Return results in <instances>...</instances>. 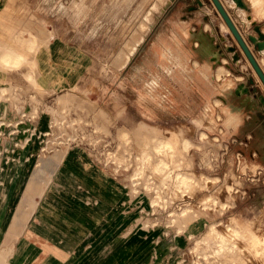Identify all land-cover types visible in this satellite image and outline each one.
I'll list each match as a JSON object with an SVG mask.
<instances>
[{
	"label": "rangeland",
	"instance_id": "374dc122",
	"mask_svg": "<svg viewBox=\"0 0 264 264\" xmlns=\"http://www.w3.org/2000/svg\"><path fill=\"white\" fill-rule=\"evenodd\" d=\"M202 1L0 0V45L25 57L0 50V210L29 208L67 264H264V133L251 129L264 82L214 0ZM220 1L264 71L251 40L264 5L247 20ZM172 134L181 151L162 170L153 145Z\"/></svg>",
	"mask_w": 264,
	"mask_h": 264
},
{
	"label": "crops",
	"instance_id": "0c3cea01",
	"mask_svg": "<svg viewBox=\"0 0 264 264\" xmlns=\"http://www.w3.org/2000/svg\"><path fill=\"white\" fill-rule=\"evenodd\" d=\"M263 116L264 114L253 121L255 124L252 123L253 127L251 128L254 129L257 126L254 132L259 139L264 133ZM25 159L29 160L28 157ZM27 173H30V178L26 188L23 189L28 193L25 205L32 207L34 195H31L30 192L35 186V168L33 167ZM41 176L45 180V184L49 173L44 171ZM3 206L0 201V208ZM26 212L22 216L16 214L6 216L0 210V264H67L68 251L52 242L53 238L50 235L36 233L30 225L31 215H25Z\"/></svg>",
	"mask_w": 264,
	"mask_h": 264
},
{
	"label": "bare ground",
	"instance_id": "6f19581e",
	"mask_svg": "<svg viewBox=\"0 0 264 264\" xmlns=\"http://www.w3.org/2000/svg\"><path fill=\"white\" fill-rule=\"evenodd\" d=\"M164 2V1H163ZM228 3L230 4V6H235L236 4H238L239 6H240V8L243 10V13H245V17L247 18V20L248 19H250V18H248V16H249V14H248V8H250V7H258V9L259 8H261L263 5H264V1L263 0H242V2L240 3L238 0H228ZM157 7V6H156ZM158 9V8H157ZM257 9V10H258ZM256 10V11H257ZM159 11V10H158ZM252 12V11H251ZM257 13V12H256ZM24 30H22L19 34H18V37L19 38H23V34H21L22 32H23ZM30 33V36H29V38H28V40L29 41H37V35H35V34H31V32H29ZM28 37V36H27ZM255 38H256V40H258L260 43H261V45H262V48H264V31L261 29V27L260 26H258V34H257V36H255ZM204 39V38H203ZM208 39V38H207ZM206 39V40H207ZM23 41H26L24 38L22 39ZM198 42V41H197ZM206 42V41H205ZM207 43V42H206ZM198 44H199V42H198ZM215 44V43H214ZM55 44H53L51 47H53ZM208 45V44H207ZM213 45V44H212ZM197 46V45H196ZM195 47V46H194ZM215 48V47H214ZM0 50H2V54H1V56H2V58L5 60V61H8V62H13V63H19L20 61H22L23 59H25V57H24V54L23 53H21V52H18V51H16V50H14V51H10L9 50V48L8 47H6V46H4V45H0ZM209 50V53H213L210 49H208ZM4 51V52H3ZM45 55V54H44ZM131 56V55H130ZM41 57V56H40ZM212 57L214 58L215 57V55L214 54H212ZM129 58V57H128ZM129 59H131V58H129ZM236 59V61H238V59L237 58H235ZM224 71V69H223V67L222 66H220L219 68H218V73L219 74H221L222 72ZM219 80H220V78H218ZM239 93H241V89H240V92ZM217 99H219V98H217ZM248 101V100H247ZM246 103V102H245ZM208 110H210V108H207ZM207 111V110H206ZM211 111V110H210ZM209 112V111H208ZM207 118V117H206ZM220 118V117H219ZM210 122V121H209ZM144 123V122H143ZM212 124H214V123H212ZM152 127H153V125H152ZM123 130V129H122ZM161 130V129H160ZM175 132H177V131H175ZM181 132V131H180ZM181 134H183V133H181ZM184 135V134H183ZM128 136V135H127ZM149 136H150V132H148V131H146V132H144L143 133V137H144V139H143V141L144 142H150L149 140ZM180 136V135H179ZM185 136V135H184ZM169 137V136H168ZM182 137V136H181ZM203 137V136H202ZM204 137H206V136H204ZM155 139V138H154ZM127 141V140H126ZM181 141V140H180ZM178 142H179V140L177 139V135L176 134H172L171 135V137H169V138H167V139H162L157 145H153V150L156 152L157 150H159V163L157 164L156 163V166H158L159 168H161L162 170L163 169H165V166L166 165H169V163L168 162H172L171 164L173 165V166H175V165H177V160H176V156H179V154H180V151H181V149H180V145L178 144ZM163 145H165V148H166V146H167V148H170L168 151L166 150V152L164 151L163 152V154L161 153V151H163L162 150V147H163ZM182 146V145H181ZM192 146V145H191ZM184 147H186V146H184ZM164 148V149H165ZM188 149V148H187ZM170 151V152H169ZM173 152V153H172ZM77 153L78 152H73L71 155H70V160H74V159H76V157H77ZM171 153V154H170ZM139 154V153H138ZM141 154V153H140ZM144 154V153H143ZM147 155V154H146ZM157 155V154H156ZM156 158V157H155ZM140 159V158H139ZM146 161V160H145ZM144 161V162H145ZM154 162V161H153ZM83 164V163H82ZM85 164V163H84ZM139 164H140V162H139ZM142 164V163H141ZM143 165V164H142ZM145 165V164H144ZM171 165V166H172ZM140 166V165H139ZM168 167V166H167ZM183 167V166H182ZM171 168V167H170ZM150 169V168H149ZM243 170H244V168H243ZM142 171H144V170H142ZM147 171V170H146ZM138 172V171H137ZM149 172H150V170H149ZM149 172H147L148 174H149ZM152 172V171H151ZM182 172V171H181ZM139 173V172H138ZM173 173V172H172ZM171 173V174H172ZM86 174V173H85ZM153 175V174H152ZM160 175V174H159ZM174 175V174H173ZM193 175V174H192ZM149 176V175H148ZM157 176V175H156ZM175 176V175H174ZM168 177H170V174H167V173H165L164 175H163V180L166 182V179L168 178ZM105 178V177H104ZM160 178V177H159ZM103 179V178H102ZM187 178L186 177H182L180 174H177V180L175 181V182H177V183H182V182H186L187 180H186ZM169 180V179H168ZM195 181V180H194ZM163 182V181H162ZM168 182H170V181H168ZM37 184V183H36ZM36 184H35V186L33 187V190H35V187H36ZM186 184V183H185ZM73 185V184H72ZM163 185V184H162ZM91 186V185H90ZM105 186V185H104ZM149 186H151V185H149ZM108 187V186H107ZM110 189V188H109ZM230 190H232L231 189V187H230ZM229 190V191H230ZM91 191V190H90ZM35 192H36V190H35ZM31 193V195H34L33 194V191L32 192H30ZM97 194V193H96ZM110 196V195H109ZM116 197V196H115ZM102 200V199H101ZM107 200V199H106ZM96 206V205H95ZM105 206V205H104ZM103 206V207H104ZM91 207V206H90ZM110 208V207H109ZM92 209V208H91ZM90 209V210H91ZM99 212V211H98ZM111 212V211H110ZM94 213V212H93ZM112 213V212H111ZM114 214V213H113ZM110 215V214H109ZM242 230L243 231H247V232H250V234H251V236H250V239H251V241H253L254 243H256V241H259V236L256 234V233H254L252 230H251V228H246V225H243L242 226ZM227 237V236H226ZM223 238V237H222ZM118 242V241H117ZM116 242V243H117ZM128 243V242H127ZM237 244H235V245H233V250H235V249H237ZM224 248V247H223Z\"/></svg>",
	"mask_w": 264,
	"mask_h": 264
},
{
	"label": "water",
	"instance_id": "95a60500",
	"mask_svg": "<svg viewBox=\"0 0 264 264\" xmlns=\"http://www.w3.org/2000/svg\"><path fill=\"white\" fill-rule=\"evenodd\" d=\"M238 1L240 3L242 2V0H238ZM214 2L217 5V7L219 8V10L222 13V15L224 16V18L226 19V22H227L228 26L230 27V29L232 30V32L234 33V35L236 36V38L240 42L241 46L243 47L246 55L248 56V58L251 61L252 65L254 66V68L256 69V71L259 74L260 78L264 82V71L262 70L261 66L259 65L258 61L256 60L254 54L250 50V48L247 45L246 41L244 40V38L240 34L238 28L236 27V25L234 24V22L232 21V19L228 15V13H227L226 9L224 8V6L222 5L221 1L220 0H214ZM198 3L200 5H202L204 2L202 0H198ZM251 40L254 41L255 43H257L260 48H262L261 43L258 42V40H256V38L254 36H251ZM235 58H238V56H236ZM249 81L252 84L255 83V80L253 78H250ZM240 89H242L244 91H248L249 90L248 87H245V84L239 85V90L237 92H240ZM261 99H262V102L264 104V95L263 94L261 95Z\"/></svg>",
	"mask_w": 264,
	"mask_h": 264
},
{
	"label": "flooded vegetation",
	"instance_id": "af4514ba",
	"mask_svg": "<svg viewBox=\"0 0 264 264\" xmlns=\"http://www.w3.org/2000/svg\"><path fill=\"white\" fill-rule=\"evenodd\" d=\"M236 56H238V55L236 54ZM238 57H239V56H238ZM245 85H246V84H245ZM238 90H239V89H238ZM242 91H244V90L241 89V92H242Z\"/></svg>",
	"mask_w": 264,
	"mask_h": 264
}]
</instances>
